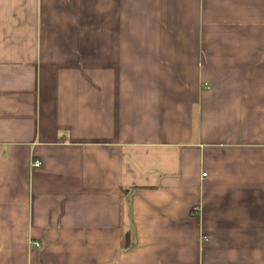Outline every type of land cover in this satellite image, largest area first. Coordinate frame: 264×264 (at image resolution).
Instances as JSON below:
<instances>
[{"label": "crops", "instance_id": "obj_1", "mask_svg": "<svg viewBox=\"0 0 264 264\" xmlns=\"http://www.w3.org/2000/svg\"><path fill=\"white\" fill-rule=\"evenodd\" d=\"M0 264H264V0H0Z\"/></svg>", "mask_w": 264, "mask_h": 264}, {"label": "trees", "instance_id": "obj_2", "mask_svg": "<svg viewBox=\"0 0 264 264\" xmlns=\"http://www.w3.org/2000/svg\"><path fill=\"white\" fill-rule=\"evenodd\" d=\"M131 247V244H130V240H129V237L127 235H125L123 237V240H122V247H121V250L122 251H125L127 249H129Z\"/></svg>", "mask_w": 264, "mask_h": 264}, {"label": "built area", "instance_id": "obj_3", "mask_svg": "<svg viewBox=\"0 0 264 264\" xmlns=\"http://www.w3.org/2000/svg\"><path fill=\"white\" fill-rule=\"evenodd\" d=\"M33 165H34L35 167H41L42 164H41V162L36 161V162L33 163ZM204 176H206V174H204ZM38 246H40V245L37 244V247H38Z\"/></svg>", "mask_w": 264, "mask_h": 264}]
</instances>
